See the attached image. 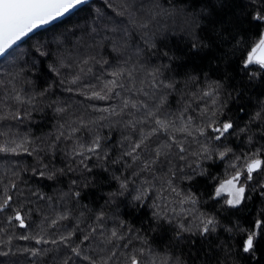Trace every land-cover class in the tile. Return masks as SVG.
<instances>
[{"label":"snow or ice","instance_id":"6c2138e0","mask_svg":"<svg viewBox=\"0 0 264 264\" xmlns=\"http://www.w3.org/2000/svg\"><path fill=\"white\" fill-rule=\"evenodd\" d=\"M0 264H264V0H0Z\"/></svg>","mask_w":264,"mask_h":264},{"label":"trees","instance_id":"16d2710c","mask_svg":"<svg viewBox=\"0 0 264 264\" xmlns=\"http://www.w3.org/2000/svg\"><path fill=\"white\" fill-rule=\"evenodd\" d=\"M75 19H76L75 16H73V17H71V18H68V17H67L64 21H65V23L70 24V23H72L73 21H75ZM57 25L60 26V27H62V25H60V24H57ZM45 35H48V33H43L42 36H41V38H43V36H45ZM213 171H214V173H215V172H219L221 175H223V169H222V167H221V168H216V169H214Z\"/></svg>","mask_w":264,"mask_h":264},{"label":"water","instance_id":"95a60500","mask_svg":"<svg viewBox=\"0 0 264 264\" xmlns=\"http://www.w3.org/2000/svg\"><path fill=\"white\" fill-rule=\"evenodd\" d=\"M66 18H67V17H66ZM66 18H64V20H65ZM57 24H59V21L57 22Z\"/></svg>","mask_w":264,"mask_h":264}]
</instances>
